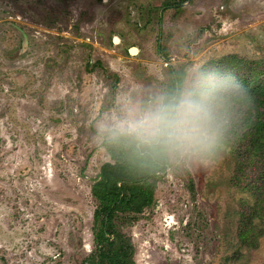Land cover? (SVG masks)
<instances>
[{
  "label": "rangeland",
  "instance_id": "374dc122",
  "mask_svg": "<svg viewBox=\"0 0 264 264\" xmlns=\"http://www.w3.org/2000/svg\"><path fill=\"white\" fill-rule=\"evenodd\" d=\"M164 1L0 0V264L96 261L91 188L112 163L98 121L171 70L264 58V0ZM233 156L168 162L152 204L118 214L134 264H264V233H237L258 198L230 184Z\"/></svg>",
  "mask_w": 264,
  "mask_h": 264
},
{
  "label": "clouds",
  "instance_id": "9594fccd",
  "mask_svg": "<svg viewBox=\"0 0 264 264\" xmlns=\"http://www.w3.org/2000/svg\"><path fill=\"white\" fill-rule=\"evenodd\" d=\"M256 114V96L235 71L197 64L164 87L125 96L114 115L98 121L96 132L130 161H166L190 173L217 166Z\"/></svg>",
  "mask_w": 264,
  "mask_h": 264
},
{
  "label": "trees",
  "instance_id": "16d2710c",
  "mask_svg": "<svg viewBox=\"0 0 264 264\" xmlns=\"http://www.w3.org/2000/svg\"><path fill=\"white\" fill-rule=\"evenodd\" d=\"M184 1H164L161 10L174 8L179 11ZM216 65L235 71L257 99L254 123L243 137L230 147L235 162V175L230 184L238 189L241 187L258 198L257 203L248 212L240 213L242 218L237 233L240 238L255 242L264 233V229L258 232L254 225L255 220L264 223V58L239 59L232 55L210 62L206 66ZM174 74L179 72L171 70V78ZM104 148L112 163L101 166L99 177L91 188L92 196L98 203L94 212V253L98 259L90 264H134L130 245L119 233L114 232L113 221L119 219L118 214L124 221L129 218V214L139 213L152 204L156 180L160 178L159 174L165 172L168 162L161 161L144 166L139 162L130 161L119 148L107 142L104 143ZM108 235H113L111 240Z\"/></svg>",
  "mask_w": 264,
  "mask_h": 264
}]
</instances>
